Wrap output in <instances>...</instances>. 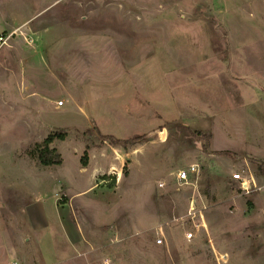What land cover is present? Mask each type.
Wrapping results in <instances>:
<instances>
[{
    "label": "rangeland",
    "instance_id": "374dc122",
    "mask_svg": "<svg viewBox=\"0 0 264 264\" xmlns=\"http://www.w3.org/2000/svg\"><path fill=\"white\" fill-rule=\"evenodd\" d=\"M0 32V264H264V0H0Z\"/></svg>",
    "mask_w": 264,
    "mask_h": 264
},
{
    "label": "built area",
    "instance_id": "2783aa9c",
    "mask_svg": "<svg viewBox=\"0 0 264 264\" xmlns=\"http://www.w3.org/2000/svg\"><path fill=\"white\" fill-rule=\"evenodd\" d=\"M13 33H3L0 32V49L9 43V39H11ZM63 102L59 101L58 106H62ZM199 172V166L197 164H191L188 168L181 170L178 172L177 177L180 181L186 182L190 179L191 176L196 175ZM231 179L238 185V187L242 190L243 193L250 194L259 189L258 181L253 174H246L244 171L237 170L236 172L231 174ZM189 228L185 232V237L188 240L194 239L201 233L208 232V225L205 216L202 211L196 210V207L192 205L189 211ZM165 239L164 229L160 227L157 231L156 235V244L163 245ZM218 258L222 261H227L228 255L220 253ZM11 264H17L16 262H12ZM108 264V263H107Z\"/></svg>",
    "mask_w": 264,
    "mask_h": 264
},
{
    "label": "trees",
    "instance_id": "16d2710c",
    "mask_svg": "<svg viewBox=\"0 0 264 264\" xmlns=\"http://www.w3.org/2000/svg\"><path fill=\"white\" fill-rule=\"evenodd\" d=\"M67 133L65 131H57L50 134L43 142L42 145H38L37 157L40 164L44 166H55L61 165L63 163V156L61 152L55 148L51 147V144L55 139L65 140ZM112 143H120L121 141L115 140L112 137H109ZM134 140H127L126 142H133ZM83 166H86L88 163L87 154L81 159ZM261 171L264 173V168L260 166Z\"/></svg>",
    "mask_w": 264,
    "mask_h": 264
}]
</instances>
